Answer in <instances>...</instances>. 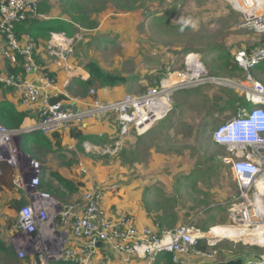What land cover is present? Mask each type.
I'll list each match as a JSON object with an SVG mask.
<instances>
[{
	"label": "rangeland",
	"instance_id": "1",
	"mask_svg": "<svg viewBox=\"0 0 264 264\" xmlns=\"http://www.w3.org/2000/svg\"><path fill=\"white\" fill-rule=\"evenodd\" d=\"M65 2L75 6L70 16L80 27L75 33L98 29L104 21L115 24L114 31L98 29L101 34L97 39L115 36L120 43L112 48L104 47L103 65L106 67L99 68L106 76H117L118 85L129 83L134 89L135 94L130 91L133 95L143 93L166 75L186 73L185 57L189 53L197 54L208 76L240 81L241 71L230 68L233 51L250 48L260 41L253 31L240 26L241 15L224 0H42L39 11H49L54 3L65 12ZM108 7L112 8L111 14L104 17L102 13ZM39 16L38 13V18L42 14ZM51 17L57 15L51 14ZM50 37L51 34L46 40ZM118 52L119 60L111 62L108 56ZM15 58L22 62L19 57ZM96 61L91 59L97 68ZM226 63L229 66H225ZM253 72L264 84V61ZM174 78L178 79L175 75L171 82ZM102 81L107 87L114 86L112 80ZM239 97V91L229 82L218 85L186 80L172 92L171 111L167 117L136 138L134 146L128 138L112 154L98 151L92 157L94 161L101 159L106 165L116 167L118 174L124 173L120 168L124 166L144 181L149 179L144 196L149 199L151 208L162 211L171 221L168 222L171 229L194 225L206 237L201 240L205 245L206 239L214 240L215 246L210 250L215 252L214 256L223 252L248 259L264 256V220L253 225L254 228L260 226L253 235L249 234L251 231L243 234L241 231L246 229L231 221L229 209L241 199L229 162L224 160L228 156L226 150L213 145L210 139L211 131L237 112L239 102L242 103ZM21 142L17 137L13 144L23 173L33 164L43 170L62 165V157H65L62 149L50 153L40 151V157L32 150L33 146L28 144L24 148ZM108 145L115 149L114 140L99 147ZM68 161L75 163L77 159ZM55 187L58 192V184ZM22 191L25 199L26 192ZM20 195L17 189L10 194L0 193V222H11L10 228L17 213L11 208L13 200H7ZM2 229L0 235L8 241L10 232ZM12 229L14 224L9 231ZM14 245L22 249L20 243ZM32 258H18L21 261L17 264H33ZM215 260L217 258L210 261ZM0 264H6L1 253Z\"/></svg>",
	"mask_w": 264,
	"mask_h": 264
},
{
	"label": "built area",
	"instance_id": "2",
	"mask_svg": "<svg viewBox=\"0 0 264 264\" xmlns=\"http://www.w3.org/2000/svg\"><path fill=\"white\" fill-rule=\"evenodd\" d=\"M224 1L241 15L240 26L260 38L249 49L233 51L234 63L242 73L240 81L208 76L197 54L194 59H188L189 53L185 57L186 73L166 75L141 94H125L118 100L104 102L91 88L90 99L83 107L75 108L61 99L51 102V98L58 96L54 76L36 62L34 39L27 36L21 44L16 35L18 23L37 16L41 0H0V34L7 43L4 54H9L13 62H16L15 57L22 58L20 72H0V86L19 90L23 102L28 105L41 101L39 118L32 129L43 134H53L86 120H112L116 130L115 149L112 150L111 145L100 148L88 141L82 143L87 152L112 154L131 135H144L167 117L171 111L172 92L186 80L218 85L232 83L245 104L238 106L235 116L211 131V140L226 150L228 156L224 160L229 162L241 199L229 209L231 221L237 227L246 225L247 229H256L258 226L254 228L253 225L264 220V84L253 71L264 61V0H240L245 6L238 0ZM82 38L79 32L72 36L64 32L51 33L46 49L50 56L65 63L73 53L75 42ZM195 61L197 67L193 69ZM30 74H34L35 79L29 78ZM175 75L178 79L174 78L172 83ZM21 132V129H10L0 123V162L14 169V187L26 192V202L18 210L14 223L15 244L22 245V249H16L18 258L31 256L33 264H110L109 259H95L101 253L106 257L109 251L123 254L124 264H132L135 258L142 264H156L157 257L165 252L171 254L172 264H188L180 255H186L188 261L190 255L215 258V252L199 247L206 237L194 225L166 230L153 221L154 228L144 227L139 232L131 215L111 218L105 214L101 207V191L87 190L81 202L65 203L39 188L42 168L33 164L23 173L19 166L13 143L20 138ZM79 166L85 172L84 167ZM69 232L80 240V245H65ZM18 236L21 238L16 239ZM213 241L206 239V244L212 246ZM241 264H264V256L242 259Z\"/></svg>",
	"mask_w": 264,
	"mask_h": 264
},
{
	"label": "crops",
	"instance_id": "3",
	"mask_svg": "<svg viewBox=\"0 0 264 264\" xmlns=\"http://www.w3.org/2000/svg\"><path fill=\"white\" fill-rule=\"evenodd\" d=\"M41 4L42 0L39 4V8H41ZM39 8L38 13L40 16L42 14L41 18L36 16V18L39 20L53 19L51 14H55L57 15L56 19H62L67 22H71V10L74 9L75 6L70 2H65V12L61 10V7V9H59L54 3L51 4L49 11L44 13H40ZM111 11L112 8L108 7L105 12L102 13V15L105 17L106 15L111 14ZM73 25L75 30L77 27L80 28L76 23ZM99 27L100 28L98 29L104 28L110 31H114L116 29L115 24H113L112 21L111 23L109 21H104L102 25H99ZM98 29L94 28L83 30V32H85V34H83V38L80 41L75 42L73 53L65 63H62L55 57L48 54L46 49L47 40L39 39L36 44L37 48L34 58L42 70H46L54 76L56 80V88L58 90V96L56 97H61V100H63L64 104L66 103L75 108L83 107L90 99L89 90L91 88L95 89L96 96L104 102L118 100L125 94H130V91H133V94H135L134 89L131 88L129 83L119 85L117 84L112 87H107L101 83L100 78L89 71L90 69L88 68H90V65L92 64L91 59H96V63H99L98 67L101 66L103 69H105L106 66L103 65V61L105 60L104 52H102L104 47L107 46V48H112L120 44L119 40L115 39V36H106V38L102 40L97 39V36L101 34V31H98ZM16 35L21 44H23L27 40V36H29L27 33L19 31V26H16ZM6 48V39L2 34H0V72H20V62L17 59L16 62H13L9 54H4ZM119 54L120 53L118 52L117 55L113 54L112 56H108V59H111V62L119 60L118 58L120 57L117 58ZM19 58L22 59L21 57ZM34 74L37 75V73ZM34 74H30L29 78L35 79ZM139 82L140 81H138V83ZM0 87H2L4 90H0V101L7 102L8 106H12V108H16L18 111H26L28 113V116L23 120L20 127L16 128L21 129L22 131L20 136V139L22 140V147L25 148L28 144H30L33 146L32 150H36V152H38L37 155L40 157H42L40 151L50 153L57 149H62V152L65 154V157H62V165L52 167L51 169L47 170L42 169L40 176L41 189L50 192L60 201L65 203L81 202L82 194L85 191L98 190L102 192L101 207L108 217L117 218L123 214L131 215L139 232H141L144 227L154 228L153 221H157L161 229H171L168 227L170 226L168 222L171 223V221H168L166 216L164 217V213L162 211L159 212L156 208H151L149 199H146L144 196V190H147V186L150 184L149 179L144 181L142 177L136 176L135 173H132V171L130 172L129 169L125 168L124 166L120 167L124 173L118 174L119 169L116 170V167L112 165H106L101 159L96 161L93 160L92 156H94V153H97L98 151L87 152L84 149L82 144L83 141H88L95 146H102L105 144H110L112 140H114L116 130L112 120H86L77 126L69 127L51 135H45L42 133L45 136L44 141L35 138H27L24 140V135L29 131H38L33 130L32 128L38 121L41 101L28 105L23 102L21 93L16 88L4 86ZM159 122L160 121L157 123ZM73 130L79 131L85 136H92V138L87 137L85 140L79 141L72 136L71 131ZM142 136L143 135L137 137L135 135H131L129 137L130 144H133L134 146L136 138ZM46 141H49L50 148H47L49 146L46 145ZM211 143L215 145L212 140ZM68 156L70 159H68ZM72 159H77V162L74 163L72 161H68ZM79 164L84 167L85 172L80 170ZM53 172H57L62 177L68 179L72 188L69 190L68 188H65L59 184L56 178L53 176ZM56 184L59 186L58 192L60 193H58L57 189H55ZM14 189L16 188L13 187L10 190H0V193L10 194ZM17 191L21 193L20 197H16V199H10L7 201L10 202L12 200H17L23 201V203H25L26 197L24 199V192L22 189H17ZM13 211L15 212L14 209ZM8 223L9 222L5 220H3L2 223L0 222V231L3 230V227L8 229V232H10L12 235L10 236V233H8V241L7 238H3L1 235L0 238L8 245H11L12 248L14 247L13 249L16 251V247L14 245L15 237H13L15 229L9 231V229L13 227L14 223L11 224V228L10 224ZM164 225L166 227H164ZM200 242L201 243L199 247L209 251L215 246H209L207 244L205 245L202 241ZM201 244L205 246L203 247ZM65 245L77 247L80 245V240L73 237L69 232L66 235ZM165 254L170 255V261H167ZM226 254L223 252L217 254L214 256L217 258L215 261H210L209 259H204L194 255L189 256V261L187 260L186 255H180V257H182V261L187 262L188 264H214L236 258ZM95 259L97 261L109 259L110 264H124V255L114 251H109L106 257H104L102 253L97 254ZM132 264H142V261L135 258L132 259ZM156 264H172L171 254L167 252L160 254L157 257Z\"/></svg>",
	"mask_w": 264,
	"mask_h": 264
},
{
	"label": "trees",
	"instance_id": "4",
	"mask_svg": "<svg viewBox=\"0 0 264 264\" xmlns=\"http://www.w3.org/2000/svg\"><path fill=\"white\" fill-rule=\"evenodd\" d=\"M42 4L40 5V7L43 6ZM74 23H75L74 20H71V22H67L65 20L56 19V18L49 20H39L35 16L28 18L27 21L23 23H18L16 26H19V31L27 33L30 37H32L35 40V42L36 41L38 42L39 39H45V40L48 39V37L51 34L50 32L52 33L64 32L67 35H72L75 30V27L73 25ZM244 49H249V48H244ZM227 65L229 66V64L226 63L225 66ZM230 68L233 69L238 68L234 63V60ZM89 69L95 76L100 78L101 83H103L104 85L105 83L102 81V79H106V80L109 79L114 81L112 85H116L117 82L119 81L117 76H106L105 74H103L98 66L96 68L95 65L91 64ZM59 99H61V97H53L51 98V102H55ZM239 100H241L243 103L242 104L241 102H239L241 105L245 104V101L242 99V97H239ZM236 114L237 112L233 116H235ZM27 116L28 113L26 111H18L16 108H12V106H8L7 102L0 101V122L6 125L8 128L10 129L19 128L21 123ZM71 132H72L71 133L72 136L78 139L79 141L85 140L87 137L92 138V136H85L79 131L73 130ZM23 138L24 140L27 138H35L43 141L45 140V136L40 131H29L27 134L24 135ZM46 145L48 146L50 145L49 141L48 142L46 141ZM47 148H50V146ZM0 170H1L0 190L12 189L14 187V184L12 182L14 169L6 162H0ZM52 174L56 178L58 183L61 184L63 187L68 188L69 190L72 188L70 181L68 179L62 177L57 172H53ZM39 188H41V183L39 184ZM23 204H24L23 201L16 200L13 201V205L11 206V208H13L17 213ZM8 224H10V222ZM13 248L11 245H8L4 240L0 238V253L2 254V259H4V262L6 264H17L18 260L21 261L20 259H18L16 251ZM165 258L167 259V261H170L169 254H165Z\"/></svg>",
	"mask_w": 264,
	"mask_h": 264
},
{
	"label": "bare ground",
	"instance_id": "5",
	"mask_svg": "<svg viewBox=\"0 0 264 264\" xmlns=\"http://www.w3.org/2000/svg\"><path fill=\"white\" fill-rule=\"evenodd\" d=\"M238 1H239V4H240L241 6H245L244 1H242V2H240V0H238ZM195 57H196V55L193 53V54H190V55H189L188 59H194ZM192 67H193V69H195V68L197 67L196 61L194 62V64L192 65ZM240 227H243V228L246 229V231H241L243 234H244V232L246 233V232L251 231V232H249V234H250V235H253L254 233H256V232L259 230L258 228H259L260 226H258L256 229H253V230L247 229L246 225H242V226H240ZM239 234H240V231H238V234H237V235H239ZM217 238H218V237H217ZM257 244H259V243H257Z\"/></svg>",
	"mask_w": 264,
	"mask_h": 264
},
{
	"label": "water",
	"instance_id": "6",
	"mask_svg": "<svg viewBox=\"0 0 264 264\" xmlns=\"http://www.w3.org/2000/svg\"><path fill=\"white\" fill-rule=\"evenodd\" d=\"M241 263H242V259L236 258V259H230L228 261L214 263V264H241Z\"/></svg>",
	"mask_w": 264,
	"mask_h": 264
}]
</instances>
